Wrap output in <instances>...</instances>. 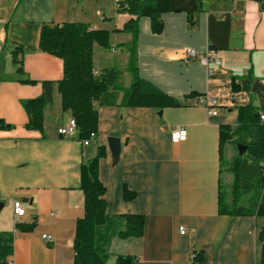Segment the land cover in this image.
I'll return each mask as SVG.
<instances>
[{
    "label": "crops",
    "instance_id": "crops-1",
    "mask_svg": "<svg viewBox=\"0 0 264 264\" xmlns=\"http://www.w3.org/2000/svg\"><path fill=\"white\" fill-rule=\"evenodd\" d=\"M117 1L0 0V121L11 125L0 127V231L14 232L9 263L74 264L77 221L85 214L81 165L104 147L99 177L107 212L145 216L142 236L113 238L106 264H115L119 255L136 256L133 264H195V252H202V264H260L264 216L220 214L218 208L221 184L230 193L234 174L228 167L237 153L236 145L226 142L221 160L220 126H236L240 106L264 107V0H171L159 33L148 16L139 19V75L181 105L96 106L98 131L85 145L79 127L73 137L58 134L73 116L62 109L55 86L43 130L26 127L22 100L38 97L43 81L58 82L64 75L63 59L39 47L44 24L82 22L111 31L109 48L94 44L95 72L119 68L123 86L130 85L133 35L115 31L129 18L116 11ZM20 47L22 75L13 62V50ZM209 47L219 51L221 64L185 52ZM200 94L217 98V114L198 103ZM175 126L187 129L178 143L170 135ZM109 136L121 139L118 157L110 151ZM125 188L133 198L124 197ZM250 195H244L246 206ZM14 200L22 202L25 215L14 214Z\"/></svg>",
    "mask_w": 264,
    "mask_h": 264
},
{
    "label": "trees",
    "instance_id": "trees-1",
    "mask_svg": "<svg viewBox=\"0 0 264 264\" xmlns=\"http://www.w3.org/2000/svg\"><path fill=\"white\" fill-rule=\"evenodd\" d=\"M171 10V0H118L116 11L127 14L129 18L120 29L115 31L130 32L133 35L129 46L130 59L128 69L132 74L129 86L124 87L121 81L122 70L116 67L104 68L95 72L93 54L94 44L109 48L111 31L90 29L82 22H64L44 24L40 31L39 47L41 50L57 55L64 61V75L58 82L43 81V91L35 98L22 100L28 115L26 127L43 130L44 111L54 100L57 86L61 94L62 109L71 110L80 129L79 138H89L97 133L99 114L96 106H142L163 108L179 106L181 100L172 96L139 75L137 65V40L139 19L148 16L153 32L163 30L164 12ZM191 26L193 20L191 18ZM21 48V47H20ZM23 48L13 50V62L16 71L24 74L18 53ZM21 82L36 83L29 78ZM120 92H122L121 97ZM239 122L236 126H220V156L223 160L224 145L233 142L237 153L233 156L228 169L234 174L230 193L221 184L219 193L220 214L264 216V107L252 104L238 108ZM0 127L11 125L0 121ZM247 146L243 154L239 153L237 144ZM104 147H99L96 155L83 161L81 165V189L84 192L85 214L79 218L74 241V264H106L109 246L114 237L129 239L143 235L145 216L143 214L107 212V202L103 198L105 186L99 177V161L105 155ZM251 194L249 206L243 202L244 195ZM124 197L131 199L134 194L124 189ZM231 197V201H228ZM20 229H31V225L18 224ZM264 242V227L259 234ZM14 232L0 231V264H10L9 257L14 247ZM137 257L119 255L115 264H133ZM202 252H195L193 261L202 264ZM260 264H264V243L261 248Z\"/></svg>",
    "mask_w": 264,
    "mask_h": 264
},
{
    "label": "built area",
    "instance_id": "built-area-1",
    "mask_svg": "<svg viewBox=\"0 0 264 264\" xmlns=\"http://www.w3.org/2000/svg\"><path fill=\"white\" fill-rule=\"evenodd\" d=\"M1 49V45H0ZM186 55L188 57L196 58L202 60L206 63H214L216 65L221 64V59L218 55L219 51L215 48L209 47L203 52L196 51L193 48H187L185 50ZM212 70V69H211ZM197 101L199 104L204 105L207 108L209 114H217L218 109V100L216 97L211 96L209 94H200L197 97ZM261 117L264 118L263 114ZM78 128V124L75 118H70L68 124L62 125L58 127V134L65 138H70L75 135V132ZM171 140L174 143L181 142L187 138V129L182 126H175L171 129L170 132ZM96 136V133H91L89 138L83 140L85 145H88L93 138ZM14 214L18 217L25 215V208L20 200H14ZM187 228L185 226L180 227V232L185 233ZM43 237L48 240H53V236L50 234H44Z\"/></svg>",
    "mask_w": 264,
    "mask_h": 264
},
{
    "label": "water",
    "instance_id": "water-1",
    "mask_svg": "<svg viewBox=\"0 0 264 264\" xmlns=\"http://www.w3.org/2000/svg\"><path fill=\"white\" fill-rule=\"evenodd\" d=\"M0 68H1V60H0ZM109 148L114 157H118L121 151V139L118 136H109L108 138ZM238 150L240 154H243L247 146L243 143L237 144ZM4 203L0 200V209L3 207Z\"/></svg>",
    "mask_w": 264,
    "mask_h": 264
},
{
    "label": "rangeland",
    "instance_id": "rangeland-1",
    "mask_svg": "<svg viewBox=\"0 0 264 264\" xmlns=\"http://www.w3.org/2000/svg\"><path fill=\"white\" fill-rule=\"evenodd\" d=\"M117 66H119V65H117ZM126 75H127V78L129 79V77H130V73L128 72V71H126ZM125 79H126V77H125ZM234 144V143H233ZM234 146H235V144H234ZM229 148H230V146L227 144V148H226V153H225V156H226V158L228 159L229 158ZM233 150H234V148H233ZM234 152H235V150H234ZM227 190V189H226Z\"/></svg>",
    "mask_w": 264,
    "mask_h": 264
}]
</instances>
